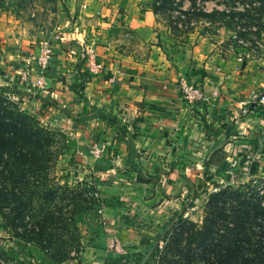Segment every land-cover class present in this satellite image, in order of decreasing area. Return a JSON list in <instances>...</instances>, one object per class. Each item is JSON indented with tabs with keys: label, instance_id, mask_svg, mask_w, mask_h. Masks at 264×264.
I'll return each mask as SVG.
<instances>
[{
	"label": "crops",
	"instance_id": "obj_1",
	"mask_svg": "<svg viewBox=\"0 0 264 264\" xmlns=\"http://www.w3.org/2000/svg\"><path fill=\"white\" fill-rule=\"evenodd\" d=\"M78 6L68 38L50 46L46 89L24 104L40 122L68 124L81 164H104L98 173L119 183L103 194L86 247L62 263L107 264L123 257L113 240L129 256L159 238L168 203L184 197L186 180L196 176L219 190L253 171V180L264 181V59L244 62L200 43L183 44L169 56L172 63L157 69L147 60L154 30L145 1L81 0ZM181 79L201 85L209 101L181 99Z\"/></svg>",
	"mask_w": 264,
	"mask_h": 264
},
{
	"label": "rangeland",
	"instance_id": "obj_2",
	"mask_svg": "<svg viewBox=\"0 0 264 264\" xmlns=\"http://www.w3.org/2000/svg\"><path fill=\"white\" fill-rule=\"evenodd\" d=\"M80 1L0 0V95L45 131L49 163L48 180L44 182L48 185V195L53 190L57 193L54 203L50 204L55 220L45 223L47 232L44 236H36L30 241L18 239L0 215V264H55L50 254L63 245H69L71 256L77 258L86 247L89 234L98 226V211L105 202L103 194L112 186H120L112 183L110 176L98 173L97 168L104 170L108 166L90 168L88 164H81L68 124L40 122L24 104V98L43 90L35 87L32 81L27 85L23 83L19 79L20 73L24 68L31 70L32 65L37 67L38 57L46 48L51 49L50 46L61 42L65 35L68 38L71 25L78 20ZM143 1L151 14L154 30L151 45L146 47L149 49L147 60L152 67L158 69L167 60L172 63L169 56L173 57L176 51L181 53L183 44L193 47L200 43L219 56H234L244 62L264 59V0ZM131 41L139 53L144 54L138 40ZM250 172L252 178L240 177L242 180L237 178L226 186L234 190L241 186L244 191L264 198V181L253 180L256 178L253 171ZM183 175L185 179L190 178ZM194 177L191 184V178L182 183L180 192L184 197L177 203H168L159 238L149 247L123 256L120 264H159L158 245L161 250L167 233L180 219L187 217L181 218L173 206L178 212H188L187 219L203 224L212 195L223 189L211 188L204 179ZM35 203L40 204L39 201ZM53 204L57 206L54 208ZM26 212L25 219L14 220L16 232L32 231L37 222H43L37 205Z\"/></svg>",
	"mask_w": 264,
	"mask_h": 264
},
{
	"label": "trees",
	"instance_id": "obj_3",
	"mask_svg": "<svg viewBox=\"0 0 264 264\" xmlns=\"http://www.w3.org/2000/svg\"><path fill=\"white\" fill-rule=\"evenodd\" d=\"M43 132L0 95V215L15 231L14 237L23 241L44 236L45 223L55 220L50 204L57 193L47 192L49 152ZM239 188L226 186L212 195L202 225L180 219L167 233L165 246L160 250L158 245V263L264 264V198ZM35 205L43 222L35 224V231L16 232L14 220L25 219L26 211ZM68 248L63 245L50 254L55 264L76 258ZM121 260L109 259L107 264H120Z\"/></svg>",
	"mask_w": 264,
	"mask_h": 264
},
{
	"label": "built area",
	"instance_id": "obj_4",
	"mask_svg": "<svg viewBox=\"0 0 264 264\" xmlns=\"http://www.w3.org/2000/svg\"><path fill=\"white\" fill-rule=\"evenodd\" d=\"M52 59V50L50 48H46L38 57V64L37 67L39 68V75L34 76L32 71L28 68H24L22 72L20 73V80L23 81V83H26V85L32 81L35 87H38L41 90L46 89V83H45V76L50 68V63ZM241 60V59H239ZM177 91L181 95V99H183L185 102L198 105V104H204L205 102L209 101V94L201 87V85H196L187 79H181L177 85H176ZM213 96L217 95V91H214L212 93ZM260 104H264V95L260 97L259 99ZM246 112V110H245ZM96 153H99V149L97 148ZM111 247L114 249H117L118 252L121 255H125V249L123 246L119 244L117 240H113L111 242ZM124 257H121L123 260Z\"/></svg>",
	"mask_w": 264,
	"mask_h": 264
}]
</instances>
